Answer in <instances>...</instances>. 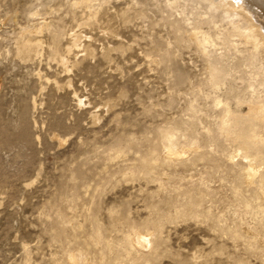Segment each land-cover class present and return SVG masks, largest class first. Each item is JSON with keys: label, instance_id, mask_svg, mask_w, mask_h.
<instances>
[{"label": "rangeland", "instance_id": "374dc122", "mask_svg": "<svg viewBox=\"0 0 264 264\" xmlns=\"http://www.w3.org/2000/svg\"><path fill=\"white\" fill-rule=\"evenodd\" d=\"M80 3L0 0V264H264V188L220 122L264 56L220 0Z\"/></svg>", "mask_w": 264, "mask_h": 264}, {"label": "bare ground", "instance_id": "6f19581e", "mask_svg": "<svg viewBox=\"0 0 264 264\" xmlns=\"http://www.w3.org/2000/svg\"><path fill=\"white\" fill-rule=\"evenodd\" d=\"M220 1L222 2V4H220L219 7L222 9V11L220 9L219 10L221 12H223L224 14L222 13V15H224V17L229 20L228 21L226 19L229 22V24H230V22L232 23V26H231L232 27V31H231L232 33H230V34L232 36H235V37L237 36V37L244 39L245 42H247L248 44H250L252 46V56L250 58H248L247 63H249V65H251V66L256 65L255 64V62H256L255 58L258 57V54L264 56V0H220ZM204 3H205V1H204ZM206 3H209V2L207 1ZM80 4L88 10H92V7L89 5V0H81ZM210 4H212V3H210ZM207 5H209V4H207ZM209 6L214 7L215 5L214 6L209 5ZM217 7H218V5L216 6V8ZM208 9H209V7H208ZM212 9H214V8H212ZM214 10H216L218 12V8L214 9ZM230 30H231V28H230ZM211 36H212V34H211ZM207 43H209V37H207V36L201 37L199 44L205 45ZM247 43H245V44H247ZM236 45H238V44H236ZM234 47H236V46H234ZM30 48L31 47L29 44H25L23 49H24V51L29 52ZM206 48H208V47H206ZM220 65H222V64H220ZM217 67H218V65H217ZM251 68H253V67H251ZM254 68H256V67H254ZM218 69H219V67H218ZM211 70H213V73L216 72V71H214V70H216V65L211 66ZM221 71H225V70L222 69ZM256 71L257 72H254V74L251 75V76H254L255 78L251 77V76L250 77H251V79H253L255 81H257L260 78L258 81V84L261 87H264V69L261 70V67H260ZM239 72H240V70H239ZM235 75H236V73L234 74V76ZM224 76H226V75H224ZM221 77L222 76H219L216 74L212 75V81L211 82H214V85L218 88H220V86L222 84ZM251 81L252 80H250V82H248V83L250 84V87H254L253 84L255 81L254 82H251ZM258 84H257V86H258ZM248 103H249V111L245 116L242 117L241 125H239L238 121H236V123H234V126H233V122H235V121L232 120V116L234 113L231 114L229 109L228 110L225 109L224 111H222V114H221L222 118L220 121L221 122V128L227 129V131H230V129L233 127L236 130L235 131L236 141L238 142V145H239V147H238L239 150L237 152V154H238L237 156L242 157L241 159L244 158V161H246V163H247V165H245V166H247V170H246L247 178H248L247 180L249 181L250 184L256 185L257 187H259L263 192V188H264V96H263V98L259 96L257 98H254L253 100L251 99V101ZM236 116L237 115H235V117ZM233 119H236V118H233ZM232 135H233V133H232ZM173 139H174V137H173ZM169 142H171V141H169ZM234 148H236V147H234ZM238 148H236V149H238ZM171 156H172V154H171ZM233 158H236V156ZM239 163H241V162L239 161ZM245 169H243V170H245ZM242 173L243 172H241L239 175H241ZM242 177H244L243 174L241 175V179H242ZM239 179H238V181H240ZM244 179L245 178H243V180ZM262 213H263V211H262ZM95 231H97V230H95ZM138 238H139L141 243H144V245H145V243H149V241L146 238H144L142 235H140ZM71 261L73 262V264H85L84 260L75 254L73 256H71Z\"/></svg>", "mask_w": 264, "mask_h": 264}]
</instances>
